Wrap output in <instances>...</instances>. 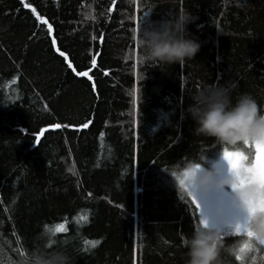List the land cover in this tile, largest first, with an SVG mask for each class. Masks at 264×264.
Segmentation results:
<instances>
[{
	"label": "trees",
	"instance_id": "trees-1",
	"mask_svg": "<svg viewBox=\"0 0 264 264\" xmlns=\"http://www.w3.org/2000/svg\"><path fill=\"white\" fill-rule=\"evenodd\" d=\"M181 12L195 56L141 62L144 22ZM213 82L264 110V0H0V264L36 247L72 264H185L198 215L171 173L220 157L186 111ZM46 224L67 231L49 244ZM249 239L225 233L222 264H264L240 251Z\"/></svg>",
	"mask_w": 264,
	"mask_h": 264
},
{
	"label": "clouds",
	"instance_id": "clouds-1",
	"mask_svg": "<svg viewBox=\"0 0 264 264\" xmlns=\"http://www.w3.org/2000/svg\"><path fill=\"white\" fill-rule=\"evenodd\" d=\"M191 19L189 12H181L159 21L146 20L138 37L140 61L171 65L192 59L200 44L186 31L185 26ZM234 88L233 82H213L211 86L202 87L191 95L186 111L194 122L193 133L213 138L222 150H229L237 163H227L228 157L221 152L220 163L205 166L206 158L189 161L177 176L200 199L235 185L231 206L244 215L252 234L248 242L255 247L257 242H264V176L258 172L250 148L245 146H255L264 153V110L258 109L256 100L249 93L233 97ZM197 163L199 168L195 167ZM173 178L176 181V177ZM177 187L187 195L179 184ZM207 217L209 226L198 225L190 235L181 238V246L186 249L185 264H222L219 228L229 225L231 219L219 195ZM51 235L50 230H45L46 239ZM15 264H72V260L58 248L36 247L19 257Z\"/></svg>",
	"mask_w": 264,
	"mask_h": 264
},
{
	"label": "snow or ice",
	"instance_id": "snow-or-ice-1",
	"mask_svg": "<svg viewBox=\"0 0 264 264\" xmlns=\"http://www.w3.org/2000/svg\"><path fill=\"white\" fill-rule=\"evenodd\" d=\"M24 6L28 7L29 5L25 4ZM33 11H35V10L33 9ZM38 19H42V17H38ZM49 28H51V25H49ZM60 55L63 56L64 53L61 52ZM92 63L95 64L96 61L93 60ZM69 67H71V65H69ZM78 75L87 76L88 73L87 72H80V73H78ZM52 127L53 128H60L61 124H58V123L52 124ZM80 127L87 128L88 124L82 123L80 125ZM222 153H223V156L228 157L227 163H229L231 165H235L237 163L236 159L231 156V154L229 153V150L227 148H224L222 150ZM203 158H205V157H201V159H203ZM255 159H256V166H257L258 172L261 174V176H264V153H262L261 150L257 149L256 147H255ZM195 167L199 168L200 164L197 163L195 165ZM171 175L173 177H176V183L180 185V187L183 189V191L187 192V196H188V198H190L191 203L193 205H195L196 214L198 215V225L199 226H209L207 213H208L209 208L216 201L217 195H219V197L222 201V204L225 208V212L228 215V217H230V219H231V223L229 225H227L226 227L219 228V231L221 233V238L224 237L225 233H227L229 236L240 235V236H247L249 238L251 237L252 234L248 229L247 221H246L244 215L239 213L238 211H236L231 206V193H232V191H234V189L236 187L235 185L229 186L227 189L222 190L219 194L213 193L206 199H200V198H197L195 195H193L191 193V191H189L187 189V187L184 185L183 181L177 176L176 172H172ZM44 228H45V230L51 231V234H52L51 237L54 236L58 232H66L67 231V229L63 226V224L56 225L52 228H49V226L46 224V225H44ZM51 237L49 238V244H54V241L52 240ZM95 243H98V241H96ZM257 248L264 250V242H257L256 246L253 247L248 241H245L241 245L240 251H244L245 249H247L249 251H253V250H256ZM21 254L24 255L23 253H21ZM236 259L240 260L241 256L239 254L236 255Z\"/></svg>",
	"mask_w": 264,
	"mask_h": 264
},
{
	"label": "rangeland",
	"instance_id": "rangeland-1",
	"mask_svg": "<svg viewBox=\"0 0 264 264\" xmlns=\"http://www.w3.org/2000/svg\"><path fill=\"white\" fill-rule=\"evenodd\" d=\"M135 35H136V32H134V37H135ZM135 40V39H134ZM138 41V40H137ZM137 41H135V42H137ZM134 101H135V99H134ZM133 101V103L132 104H134L135 102ZM134 107L132 106V109H133ZM249 148H250V150H251V153H252V159L253 160H255V147L254 146H249ZM221 161H220V157H218L216 160H214V161H212L211 162V164H213V163H220ZM222 163H223V161H222ZM226 189H227V186H226ZM211 194H213V193H210L209 194V196L211 195ZM208 196V197H209ZM207 197V198H208Z\"/></svg>",
	"mask_w": 264,
	"mask_h": 264
},
{
	"label": "water",
	"instance_id": "water-1",
	"mask_svg": "<svg viewBox=\"0 0 264 264\" xmlns=\"http://www.w3.org/2000/svg\"><path fill=\"white\" fill-rule=\"evenodd\" d=\"M56 129H58V128L48 127V128H44L43 131H41L40 133L42 134V133H45L47 131H52V130H56Z\"/></svg>",
	"mask_w": 264,
	"mask_h": 264
},
{
	"label": "bare ground",
	"instance_id": "bare-ground-1",
	"mask_svg": "<svg viewBox=\"0 0 264 264\" xmlns=\"http://www.w3.org/2000/svg\"><path fill=\"white\" fill-rule=\"evenodd\" d=\"M54 45V44H53ZM54 47V46H53ZM55 49V48H54ZM66 59V58H65ZM40 135V134H39Z\"/></svg>",
	"mask_w": 264,
	"mask_h": 264
}]
</instances>
